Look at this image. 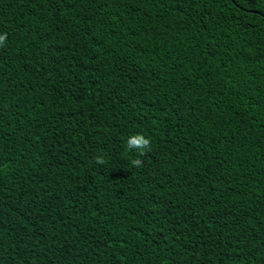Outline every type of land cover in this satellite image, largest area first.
<instances>
[{
    "label": "trees",
    "instance_id": "obj_1",
    "mask_svg": "<svg viewBox=\"0 0 264 264\" xmlns=\"http://www.w3.org/2000/svg\"><path fill=\"white\" fill-rule=\"evenodd\" d=\"M5 33L0 264H264V0H0Z\"/></svg>",
    "mask_w": 264,
    "mask_h": 264
},
{
    "label": "clouds",
    "instance_id": "obj_2",
    "mask_svg": "<svg viewBox=\"0 0 264 264\" xmlns=\"http://www.w3.org/2000/svg\"><path fill=\"white\" fill-rule=\"evenodd\" d=\"M7 40V34L0 35V46H3ZM127 149L129 152L135 150L139 155H145L151 150L152 142L149 138H146L143 134H134L130 136L126 141ZM94 162L100 165L106 164V160L103 155H97L94 157ZM142 160L139 158L133 159L131 164L136 168L142 167Z\"/></svg>",
    "mask_w": 264,
    "mask_h": 264
}]
</instances>
